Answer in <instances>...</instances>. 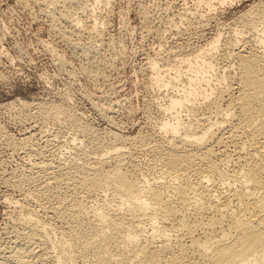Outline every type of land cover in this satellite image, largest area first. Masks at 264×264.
Listing matches in <instances>:
<instances>
[{
  "label": "rangeland",
  "instance_id": "rangeland-1",
  "mask_svg": "<svg viewBox=\"0 0 264 264\" xmlns=\"http://www.w3.org/2000/svg\"><path fill=\"white\" fill-rule=\"evenodd\" d=\"M50 1L56 2L55 11ZM208 1L0 0L1 258L15 248L25 247V241L17 234L22 232L21 214L33 213L48 228H55L59 239L67 235L68 224L59 217L57 209L62 198L77 192V174L86 163L81 162L80 152L87 144L82 138L73 142L77 136L71 130V116L87 123L108 141L111 134L133 139L132 143H116L119 158L109 154L108 162L101 165L105 171L121 161L131 173L138 169L154 177L150 170L161 163L151 162L150 149L156 144L154 141L160 140L158 121L168 117L160 114L157 106L174 90L173 86L163 89L154 84L152 60L159 63L161 70L167 69V63L208 47L219 33L224 34L220 51L209 56L217 64L215 80L229 77L228 82L218 86L221 90L230 85L228 93L218 106L214 104V97L218 96L215 94L212 102L193 105L190 118L188 112L183 114L190 124L208 118L212 122L222 121L230 98L239 94V87L232 80L235 57L224 45V39L251 6L264 0H228L224 5L218 0L211 9L206 6ZM246 29L245 46L251 48L253 33ZM52 109H62L58 120ZM217 126L215 131L222 137L224 127H220L222 123ZM144 140L151 143H142ZM215 143H208L214 154L212 161L223 171L239 169L241 143ZM187 146L180 148L203 153L196 146ZM91 157L88 163L94 165L99 156ZM228 190L224 192L232 193ZM80 194L89 204L94 202L93 195L83 191ZM35 249L40 251L37 246ZM52 253L46 256V264H58ZM29 263L41 264L35 256Z\"/></svg>",
  "mask_w": 264,
  "mask_h": 264
},
{
  "label": "bare ground",
  "instance_id": "bare-ground-1",
  "mask_svg": "<svg viewBox=\"0 0 264 264\" xmlns=\"http://www.w3.org/2000/svg\"><path fill=\"white\" fill-rule=\"evenodd\" d=\"M214 1L218 0H210L206 6L213 8ZM221 1L223 5L228 3ZM51 4L55 11L56 2ZM241 17L239 26L235 24L224 39V45L235 57L232 80L238 85L239 94L230 98L223 117L220 114L222 121L208 118L190 124L183 114L193 113V105L210 101L215 94L218 96L214 97V104L218 106L228 93L230 85L221 90L218 86L228 82L229 77L223 73L221 80H215L217 64L209 56L220 51L224 34L219 33L208 47L167 63V69L161 70L159 63L152 60L154 84L163 89L173 86L174 90L157 106L160 114L168 116L158 121L160 140L154 141L156 144L150 149L151 162L161 163L159 171L153 166L149 172L154 177L138 169L131 173L121 161L105 171L101 165L108 162L109 154L119 158L116 143H132L133 139L111 134L108 138L113 142H109L87 123L71 116V130L77 136L73 142L82 138L87 144L80 152L81 162L86 163L77 174V192L62 198L57 209L59 217L68 224L67 235L59 239L55 228H48L33 213L19 214L22 232L17 234L25 241V247L1 256L0 264H30L32 256L46 264V256L52 251L58 264H264V2L251 6ZM246 28L253 31L251 48L245 46ZM54 113L56 120L63 114L62 109ZM189 114L187 118L191 117ZM215 125L224 127L225 135L219 137ZM214 141L241 143L239 169L223 171L212 161L214 154L208 143ZM178 143L181 147L196 146L203 153L181 150ZM92 152L99 156L94 165L88 163ZM225 189L232 193L226 194ZM81 191L93 195L94 202L89 204L81 197ZM36 246L39 252H35Z\"/></svg>",
  "mask_w": 264,
  "mask_h": 264
}]
</instances>
